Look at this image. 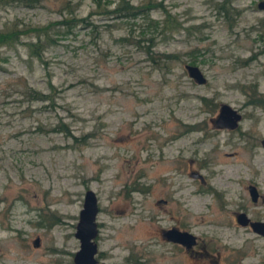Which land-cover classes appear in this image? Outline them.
Masks as SVG:
<instances>
[{"label":"rangeland","instance_id":"1","mask_svg":"<svg viewBox=\"0 0 264 264\" xmlns=\"http://www.w3.org/2000/svg\"><path fill=\"white\" fill-rule=\"evenodd\" d=\"M118 1L0 6V28L93 12L39 59L27 36L0 46V264H73L87 189L97 263L264 264V236L235 220L264 222V104L245 96H264V10L257 0H126L140 13L105 18ZM190 61L204 83L187 76ZM25 86L48 98L30 100ZM220 103L240 114L235 128L214 125ZM170 227L195 243L166 241Z\"/></svg>","mask_w":264,"mask_h":264},{"label":"water","instance_id":"2","mask_svg":"<svg viewBox=\"0 0 264 264\" xmlns=\"http://www.w3.org/2000/svg\"><path fill=\"white\" fill-rule=\"evenodd\" d=\"M258 7L264 8V1H260ZM184 69L187 76L197 84L204 83L205 79L196 65L184 64ZM240 120V114L229 105L220 103L216 117L213 119V123L218 128L233 129L236 127L237 122ZM260 146L264 149V136L259 139ZM192 176L197 174L191 173ZM247 191L250 200L254 202L257 198V191L253 185L247 186ZM97 211L96 199L92 191L85 190L82 197L81 208L78 211L77 222L75 224V230L73 236L78 241V248L74 251L72 256L73 264H106L99 262L94 258L96 252V243L94 237L96 235V224L94 216ZM235 220L240 225L247 224L250 229L264 236V222L262 221H250L243 213L235 215ZM161 236L169 242L179 244L185 249L191 247L195 243V237L191 233L179 230L174 227L167 228L161 232ZM37 239H34L33 244L36 245Z\"/></svg>","mask_w":264,"mask_h":264},{"label":"trees","instance_id":"3","mask_svg":"<svg viewBox=\"0 0 264 264\" xmlns=\"http://www.w3.org/2000/svg\"><path fill=\"white\" fill-rule=\"evenodd\" d=\"M37 2V0H0V6L4 5H11V4H22V5H33ZM152 7H160L159 3H152ZM216 9L220 12H222L223 16H225L226 9H224V6L222 3L216 7ZM139 7H134L130 3H128L126 0H119L117 4L113 8H107L105 9L103 7V10L101 11L102 15L105 18H122L127 16H133L135 14L140 13ZM163 12L166 16H168V13L166 10L163 9ZM93 12L90 11L86 14L84 17H77L74 14L71 13V11H67L65 15H62L58 20L49 21L42 25H30V24H23V23H16L12 21L8 26H3L0 28V46H10L13 45L15 42H19L20 36H27V40L24 41L23 45L26 47L27 53L39 59L42 50L53 44L55 42L56 36L61 35L63 32L69 31L70 28L78 22H83L84 24H90V20H88V17ZM104 26H107V24L110 23H103ZM163 22L161 24H155L156 26H159V29H161ZM177 26L179 27V23H177ZM108 27V26H107ZM60 28H63L61 30ZM108 29V28H106ZM119 40L124 41L125 37L124 35L122 37L118 38ZM125 42V41H124ZM163 57L167 58L170 55L163 54ZM190 64L193 63V61L189 62ZM194 65V64H193ZM24 94L33 101H44L48 98V95L45 93H42L41 91L35 90L29 86H25ZM246 98L248 99V102L251 105H263L264 100L261 98H264V96L256 93L255 91H251L250 95L245 94ZM200 100L202 103H204L205 98L200 97ZM56 129H52L54 131H65L64 128H62V124L57 127ZM130 264H136L134 260L130 261Z\"/></svg>","mask_w":264,"mask_h":264},{"label":"flooded vegetation","instance_id":"4","mask_svg":"<svg viewBox=\"0 0 264 264\" xmlns=\"http://www.w3.org/2000/svg\"><path fill=\"white\" fill-rule=\"evenodd\" d=\"M260 1H264V0H257L256 3H255V5H254V7H255L254 10H261V11L264 10V8L261 9V8L258 7V4H259ZM214 125H215V124H214ZM247 186H248V185H247ZM164 230H166V229H164ZM164 230H162V231H164ZM162 231H161V232H162ZM187 249H188V248H187Z\"/></svg>","mask_w":264,"mask_h":264}]
</instances>
